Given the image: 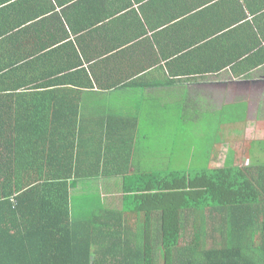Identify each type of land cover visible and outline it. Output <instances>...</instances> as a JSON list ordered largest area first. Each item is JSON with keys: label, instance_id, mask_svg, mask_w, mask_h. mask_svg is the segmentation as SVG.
Masks as SVG:
<instances>
[{"label": "crops", "instance_id": "crops-1", "mask_svg": "<svg viewBox=\"0 0 264 264\" xmlns=\"http://www.w3.org/2000/svg\"><path fill=\"white\" fill-rule=\"evenodd\" d=\"M0 29L6 40H14L8 47L26 45L22 51H28L34 45L40 56L46 46L69 66L64 74L48 76L43 64L32 62L37 61L34 56L18 70L19 60L7 68L0 65L5 78L0 88L8 91V100L16 99L10 90L21 82L28 83L22 92L40 97L36 117L25 116L22 124L48 122L42 135L49 141L70 118L77 127L75 139L97 142L99 149H111L109 140L127 141L97 163L100 172L109 174L97 182L111 197V206L122 196L119 174L124 169L177 170L175 160L185 152L162 144L177 130L159 127L179 125L168 111L179 108L178 117L191 111L192 117L208 123L213 117L222 119L229 133L247 124L251 95L264 93V0H0ZM218 91L243 92L242 99L217 102L219 96L210 94ZM156 111L167 117L156 119ZM24 134L32 144V135ZM130 138L133 147L126 154ZM214 160L211 164L222 167ZM85 164L93 169L88 157Z\"/></svg>", "mask_w": 264, "mask_h": 264}, {"label": "trees", "instance_id": "trees-1", "mask_svg": "<svg viewBox=\"0 0 264 264\" xmlns=\"http://www.w3.org/2000/svg\"><path fill=\"white\" fill-rule=\"evenodd\" d=\"M12 42L0 29V65L6 68L19 60L16 68L21 69L34 56L37 61L32 62L43 64L45 75L69 70L46 46L45 54L36 56L34 45L22 51L28 47H8ZM4 80L0 76V83ZM27 87L21 82L11 88L17 93L14 101L0 88V264H264V164L239 167L232 144L222 167L211 164L213 156L219 162L222 147L230 144L221 119H203L215 137L202 168L190 163L166 173L124 169L119 174L122 196L111 206V197L97 182L109 174L100 172L97 163L127 141L109 140L111 149H99L97 142L75 139L77 127L70 118L44 140L48 122L21 123L38 112L40 97L22 92ZM181 112L168 111L179 126L196 125L191 111L178 117ZM64 113L59 111L63 118ZM25 131L32 144L23 139ZM133 142L130 138L126 154ZM23 145L26 150H20ZM87 157L93 169L86 166Z\"/></svg>", "mask_w": 264, "mask_h": 264}, {"label": "rangeland", "instance_id": "rangeland-1", "mask_svg": "<svg viewBox=\"0 0 264 264\" xmlns=\"http://www.w3.org/2000/svg\"><path fill=\"white\" fill-rule=\"evenodd\" d=\"M208 89L215 91L216 88ZM224 92L226 96H222ZM242 93L243 92L218 91L210 95H217V97L219 96L216 99L218 100L217 102L226 103L230 101V99L235 101L242 99ZM252 95L250 97V108L247 109L246 114V117H248L247 124L236 125L234 129L235 132L230 131L228 134L230 142L235 145V150L239 152L237 156L239 167H251L254 166V164L255 166H261V164H264V102L257 103L256 101L260 96L264 98V93L254 95L256 96L255 98H253ZM154 117L156 119L167 117V114L165 111L161 113L156 111ZM236 118L238 119V116ZM256 120H259V122L255 123ZM159 127H162L165 131L169 129L172 131L175 129L177 130L176 134H173L168 140L162 142L165 147L168 148L169 146L173 152L175 150L182 151L183 153L185 152V154L175 160V169H184L188 167L190 163L191 167L202 168L204 162L208 161V157L205 156L207 155L208 148H211V138L215 137V134L213 135V130L209 125L204 124L203 119L196 120V125L183 124L182 126H173L168 124ZM165 131H163V133H165ZM223 131L227 134L226 130ZM220 155L219 161L222 164L226 156V145L222 147L219 156ZM187 157L190 163H187Z\"/></svg>", "mask_w": 264, "mask_h": 264}]
</instances>
